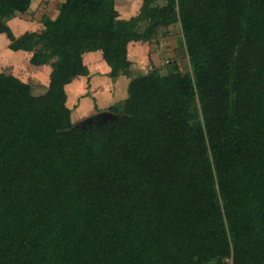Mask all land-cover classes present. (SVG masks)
<instances>
[{
  "label": "trees",
  "instance_id": "16d2710c",
  "mask_svg": "<svg viewBox=\"0 0 264 264\" xmlns=\"http://www.w3.org/2000/svg\"><path fill=\"white\" fill-rule=\"evenodd\" d=\"M31 1L0 0V34L58 60L41 95L0 74V264H264V0H142L128 20L63 0L15 37ZM175 23L190 78L168 61L130 77L110 122L72 123L85 52L128 76V44Z\"/></svg>",
  "mask_w": 264,
  "mask_h": 264
},
{
  "label": "crops",
  "instance_id": "0c3cea01",
  "mask_svg": "<svg viewBox=\"0 0 264 264\" xmlns=\"http://www.w3.org/2000/svg\"><path fill=\"white\" fill-rule=\"evenodd\" d=\"M62 2L63 0H32L29 10L9 19L7 26L15 37L25 33L39 34L44 28L43 20L40 19L43 17L54 21ZM159 4L164 3L159 1ZM141 5L142 0H114L115 10L121 20L135 17ZM176 26L180 30L179 23H175L159 30L158 37L149 42L138 41L128 44L127 59L130 63L128 76L110 77V67L103 59L102 52H85L82 55V62L87 69V75L78 76L65 86L66 106L71 111L72 123L79 126L82 122L97 118L102 112H110L109 107L122 102L127 97V86L132 73L138 71L135 68L137 64L146 70L158 69L164 74L166 70L162 63L160 64V60L163 57L167 58L166 61L177 60L175 58L177 52H173L174 47H168L171 36H167L165 30L168 32ZM39 39L34 38L33 45L29 48L11 50L7 36L0 34V74L13 75L28 84L33 95L46 92L50 75L55 70L58 60L47 49V42L42 39L41 42H37ZM176 45H179V41Z\"/></svg>",
  "mask_w": 264,
  "mask_h": 264
},
{
  "label": "rangeland",
  "instance_id": "374dc122",
  "mask_svg": "<svg viewBox=\"0 0 264 264\" xmlns=\"http://www.w3.org/2000/svg\"><path fill=\"white\" fill-rule=\"evenodd\" d=\"M41 21L43 20V17L40 19ZM175 27V26H174ZM159 30H161V29H159ZM167 30H165V33L167 34V36H171L170 37V39H169V41H168V43H169V45H168V47L170 46H172V47H174V49H173V52H177L176 54H175V58L177 59L176 61L177 62H179L177 65L179 66V70H180V72L182 73V77L184 78V79H188V78H190V75H191V69H190V65H189V62H188V56H187V54H186V52H185V50H184V46L183 45H181L182 43V37H181V33H180V30H179V28H178V26H176V28H171V29H169L168 30V32H166ZM159 35V34H158ZM165 35V34H164ZM158 37V36H157ZM156 37V38H157ZM179 38V39H178ZM155 39V38H154ZM153 40V39H152ZM178 41H179V45L177 46L176 44H178ZM181 41V42H180ZM181 43V44H180ZM171 56V55H170ZM169 56V57H170ZM172 56H174V55H172ZM168 57V58H169ZM166 60H167V58L166 57H163L162 58V60H160V64L162 63V67L164 66V68H165V70H167V66H166ZM175 60V59H174ZM168 61H171L170 59L168 60ZM159 65V64H158ZM138 71L137 72H134V73H132L133 75L132 76H135V75H137V74H147V73H149L151 70H153V68L152 69H147L146 70V68H143V66L142 65H138L137 64V66L135 67ZM134 70V69H133ZM195 108H198L196 105L194 106ZM197 110V109H196ZM196 113H194V115H195ZM110 120V118L109 119H103L102 117H97V118H95V119H90V122L89 123H86V122H82L80 125L82 126V127H84V126H86V125H90V124H92V123H96V124H101V123H106V122H110L109 121ZM79 125V126H80ZM230 262V261H229ZM229 262H228V264H229Z\"/></svg>",
  "mask_w": 264,
  "mask_h": 264
},
{
  "label": "water",
  "instance_id": "95a60500",
  "mask_svg": "<svg viewBox=\"0 0 264 264\" xmlns=\"http://www.w3.org/2000/svg\"><path fill=\"white\" fill-rule=\"evenodd\" d=\"M99 117H102L103 119H109V121L113 120L115 117L112 113L110 112H102L101 114L98 115ZM86 123H89L90 122V119L85 121ZM82 127V126H81Z\"/></svg>",
  "mask_w": 264,
  "mask_h": 264
},
{
  "label": "built area",
  "instance_id": "2783aa9c",
  "mask_svg": "<svg viewBox=\"0 0 264 264\" xmlns=\"http://www.w3.org/2000/svg\"><path fill=\"white\" fill-rule=\"evenodd\" d=\"M166 63H168V61H166Z\"/></svg>",
  "mask_w": 264,
  "mask_h": 264
}]
</instances>
